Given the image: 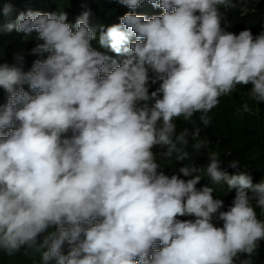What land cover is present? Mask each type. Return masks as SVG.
<instances>
[{
	"label": "clouds",
	"instance_id": "obj_1",
	"mask_svg": "<svg viewBox=\"0 0 264 264\" xmlns=\"http://www.w3.org/2000/svg\"><path fill=\"white\" fill-rule=\"evenodd\" d=\"M147 2L162 14H135L143 0H99L115 10L103 17L90 2L14 19L4 6L0 34L37 46L0 53L3 255L264 264V168L221 159L206 131L238 86L264 103V31L226 30L239 0Z\"/></svg>",
	"mask_w": 264,
	"mask_h": 264
},
{
	"label": "trees",
	"instance_id": "obj_2",
	"mask_svg": "<svg viewBox=\"0 0 264 264\" xmlns=\"http://www.w3.org/2000/svg\"><path fill=\"white\" fill-rule=\"evenodd\" d=\"M43 2H49L56 6L58 10H66L74 4L81 5V2H90L94 8V13L98 17H103L105 13H115L114 8L108 3L99 4V0H0V27L6 22V17L3 15L5 5H11L14 9L12 18L19 12L26 9L41 10ZM47 6V5H46ZM225 12V24L228 27L226 30L239 34L240 31L249 29L253 36L264 31V0H239L238 7ZM135 14L151 17L153 15L162 14L161 9H156L151 6L147 0L139 8L133 11ZM127 13V12H124ZM100 22H106L99 19ZM21 36L23 34H20ZM36 35L33 33L28 41H23L16 33L12 35L0 34V53L3 56H13L15 51L24 50L26 53L32 46H37ZM157 85H152L149 91H154ZM252 85L238 86L237 91L229 96H224V104L218 111H213L211 116V124L206 127L207 134L211 138L209 151H215L220 155L221 159H231L234 156H243L245 159H251L253 163L258 164L260 168H264V103L256 104L255 101L249 98V90ZM4 90L0 88V100L2 101ZM154 102H150L151 104ZM248 103L251 111L244 112L242 105ZM0 105L1 102H0ZM200 122L199 117H197ZM183 121H178V131L183 128ZM187 127L186 123L185 126ZM231 153L230 156L227 154ZM207 159L206 150H201L196 162H201V158ZM193 155L191 156V159ZM54 229H49L52 231ZM48 232L40 234L37 238V243L42 244ZM50 243V242H49ZM47 246L42 251H47ZM39 256L25 257L22 253L14 257H7L0 253V264H36Z\"/></svg>",
	"mask_w": 264,
	"mask_h": 264
},
{
	"label": "bare ground",
	"instance_id": "obj_3",
	"mask_svg": "<svg viewBox=\"0 0 264 264\" xmlns=\"http://www.w3.org/2000/svg\"><path fill=\"white\" fill-rule=\"evenodd\" d=\"M77 19V18H76ZM74 23H75V21H74Z\"/></svg>",
	"mask_w": 264,
	"mask_h": 264
}]
</instances>
